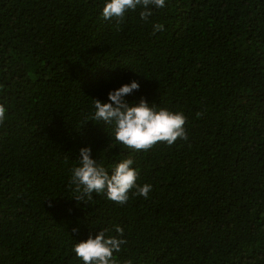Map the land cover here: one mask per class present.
I'll return each instance as SVG.
<instances>
[{
  "label": "trees",
  "instance_id": "trees-1",
  "mask_svg": "<svg viewBox=\"0 0 264 264\" xmlns=\"http://www.w3.org/2000/svg\"><path fill=\"white\" fill-rule=\"evenodd\" d=\"M105 2L0 0V264H83L102 229L127 241L116 264H264V0H165L119 25ZM131 81L125 101L182 112L187 140L134 151L92 119ZM83 147L109 174L131 158L148 198L73 199Z\"/></svg>",
  "mask_w": 264,
  "mask_h": 264
},
{
  "label": "clouds",
  "instance_id": "clouds-1",
  "mask_svg": "<svg viewBox=\"0 0 264 264\" xmlns=\"http://www.w3.org/2000/svg\"><path fill=\"white\" fill-rule=\"evenodd\" d=\"M140 6V18L147 21L152 15L150 6L162 8L165 0H106L102 8V16L105 19H115L119 25L128 10H136ZM163 25L157 23L153 32L163 31ZM139 89L136 81L121 85L118 89L108 93L110 102L102 103L93 99V120L102 121L104 124H113L115 140L126 148L134 151H149L158 143L173 145L178 139L187 140V132L184 127L186 117L180 111H170L167 108L157 109L141 98L137 104H129L124 97L131 95ZM6 108L0 104V123L5 120ZM199 115V113H198ZM87 123V122H86ZM85 123V124H86ZM79 166L71 169L72 175L69 184L74 186L73 191L78 195L73 198L77 202H85L93 199V193H104L107 198L117 204L123 205L129 199V193L133 189V195L148 198L152 186L150 184L138 185V170L133 168L134 161L131 158L121 160L112 167L111 174L91 158V149L83 147L79 150ZM77 229H73L76 232ZM108 229L100 230L95 237L91 235L84 241L75 244L73 251L83 261V264H116L114 252H120L121 246L126 244L125 239L106 237ZM116 233L122 236L123 229L115 228ZM127 264H131L128 261Z\"/></svg>",
  "mask_w": 264,
  "mask_h": 264
}]
</instances>
